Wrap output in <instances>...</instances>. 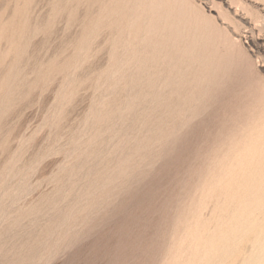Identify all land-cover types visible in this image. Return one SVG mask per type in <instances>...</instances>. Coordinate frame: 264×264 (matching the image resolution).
<instances>
[{"label":"rangeland","instance_id":"rangeland-1","mask_svg":"<svg viewBox=\"0 0 264 264\" xmlns=\"http://www.w3.org/2000/svg\"><path fill=\"white\" fill-rule=\"evenodd\" d=\"M263 113L264 0H0V264H252Z\"/></svg>","mask_w":264,"mask_h":264},{"label":"bare ground","instance_id":"bare-ground-1","mask_svg":"<svg viewBox=\"0 0 264 264\" xmlns=\"http://www.w3.org/2000/svg\"><path fill=\"white\" fill-rule=\"evenodd\" d=\"M122 1H123V0H122ZM183 1H184V0H183ZM117 2H118V1H117ZM134 2H135V1H134ZM118 4H119V3H118ZM122 4H123V3H122ZM129 4H130V3H129ZM137 4H138V3H137ZM162 4H163V3H162ZM184 4H185V3H184ZM110 5H111V4H110ZM119 6H121V5H119ZM125 6H126V5H125ZM179 7H180V6H179ZM131 9H132V8H131ZM158 9H159V8H158ZM177 9H178V8H177ZM181 9H182V8H181ZM141 10H142V9H141ZM119 11H120V10H119ZM147 11H148V10H147ZM122 13H123V10H122ZM129 13H130V12H129ZM168 14H169V13H168ZM187 14H188V12H187ZM191 14H192V13H191ZM170 15H172V14H170ZM133 16H134V14H133ZM144 16H145V15H144ZM162 16H163V15H162ZM181 16H182V15H181ZM130 17H131V16H130ZM150 17H152V14H151ZM127 18H128V17H127ZM144 18H145V17H144ZM178 18H181V17H178ZM167 19H168V18H167ZM176 19H177V18H176ZM120 20H121V19H120ZM179 20H181V19H179ZM129 21H130V20H129ZM132 21H133V19H132ZM171 21H172V20H171ZM174 21H175V20H174ZM130 22H131V21H130ZM132 23H133V22H132ZM149 23H150V22H149ZM129 24H130V23H129ZM146 24H147V23H146ZM163 24H164V23H163ZM170 24H172V23H170ZM130 25H131V24H130ZM134 25H135V24H134ZM143 25H144V24H143ZM179 25H180V23H179ZM179 25H178V27H179ZM94 26H95V25H94ZM105 26H106V25H105ZM185 26H186V25H185ZM111 27H113V26L111 25ZM124 27H125V26H124ZM128 27H129V26H128ZM180 27H182V26H180ZM120 28H121V26H120ZM172 28H173V27H172ZM183 28H184V26H183ZM177 29H178V28H177ZM171 30H172V29H171ZM145 31H147V30H145ZM178 31H179V30H178ZM192 31H193V30H192ZM192 31H191V32H192ZM152 32H153V31H152ZM184 32H185V31H184ZM142 33H143V32H142ZM203 33H204V32H203ZM87 34H88V33H87ZM113 34H114V33H113ZM127 35H128V34H127ZM125 36H126V35H125ZM125 36H124V37H125ZM113 37H115V35H114ZM124 37H123V38H124ZM128 37H129V36H128ZM143 37H144V35H143ZM139 39H140V38H139ZM180 39H182V38H180ZM194 39H197V38L194 37ZM142 40H143V39H142ZM188 40H189V39H188ZM159 41H160V40H159ZM143 42H144V41H143ZM201 42H202V41H201ZM123 43H124V42H123ZM123 43H122V44H123ZM140 44H141V42H140ZM152 45H154V44H152ZM169 45H170V44H169ZM176 45H177V44H176ZM88 46H89V45H88ZM123 46H124V44H123ZM127 46H128V45H127ZM195 46H196V45H195ZM140 47H141V46H140ZM182 47H183V46H182ZM189 47H190V46H189ZM152 48H153V47H152ZM123 52H124V51H123ZM208 52H209V51H208ZM208 52H207V53H208ZM211 52H212V51H211ZM139 53H140V49H139ZM139 53H138V54H139ZM151 54H152V53H151ZM177 54H178V53H177ZM124 55H125V54H124ZM137 56H138V55H137ZM151 56H152V55H151ZM183 56H185V55H183ZM129 57H130V56H129ZM215 57H216V56H215ZM123 58H124V57H123ZM137 58H138V57H137ZM166 58H167V57H166ZM176 58H177V57H176ZM200 58H201V57H200ZM207 58H208V57H207ZM203 59H204V58H203ZM218 59H219V58H218ZM136 60H137V59H136ZM201 60H202V58H201ZM208 60H209V59H208ZM118 61L120 62V59H119ZM123 61H124V60H123ZM123 61H122V62H123ZM134 61H135V60H134ZM181 61H182V60H181ZM183 61H184V60H183ZM122 62H121V63H122ZM182 63H184V62H182ZM206 64H207V62H206ZM211 64H212V62H211ZM117 65H118V63H117ZM121 65H122V64H121ZM180 65H181V64H180ZM184 65H185V64H184ZM191 65H192V64H191ZM181 66H182V65H181ZM196 66H197V65H196ZM208 66H209V65H208ZM182 68H183V67H182ZM209 68H210V67H209ZM213 68H214V67H213ZM214 70H215V69H214ZM214 70H213V71H214ZM114 71H115V70H114ZM116 71H117V70H116ZM182 73H183V72H182ZM111 74H112V73H111ZM154 74H155V73H154ZM154 74H153V75H154ZM114 75H115V74H114ZM151 75H152V74H151ZM110 76H111V75H110ZM173 77H174V76H173ZM180 77H181V76H180ZM211 78H212V77H211ZM167 79H168V77H167ZM172 79H173V78H172ZM201 80H202V79H201ZM210 83H211V82H210ZM218 83H219V82H218ZM103 87H104V86H103ZM205 87H206V86H205ZM203 90H204V89H203ZM156 91H157V90H156ZM207 91H208V90H207ZM206 94H207V93H206ZM160 99H161V98H160ZM189 99H190V98H189ZM198 99H199V98H198ZM203 99H204V97H203ZM199 101H201V100H199ZM139 103H141V102H139ZM183 106H184V105H183ZM191 106H192V105H191ZM194 106H195V105H194ZM202 106H203V104H202ZM258 106H259V105H258ZM192 107H193V106H192ZM179 108H180V107H179ZM201 108H202V107H201ZM258 108H259V107H258ZM261 110H262V109H261ZM186 111H188V110L186 109ZM250 111H251V110H250ZM192 112H193V111H192ZM199 112H200V111H199ZM256 112H257V111H256ZM258 113H259V112H257V114H258ZM176 114H177V112H176ZM185 114H186V113H185ZM187 114H188V113H187ZM196 114H197V113H196ZM263 114H264V113H263ZM172 115H173V114H172ZM186 116H188V115H186ZM189 116H190V115H189ZM194 116H195V115H194ZM258 116H259V114H258ZM174 118H175V117H174ZM141 124H142V123H141ZM254 126H255V125H254ZM254 126H253V127H254ZM153 129H154V128H153ZM254 130H257V129L254 128ZM82 136H83V135H82ZM222 136H223V134H222ZM136 137H137V136H136ZM138 138H139V137H138ZM217 139H218V138H217ZM218 140H219V139H218ZM168 141H169V140H168ZM225 141H226V140H225ZM220 142H221V141H220ZM138 143H139V142H138ZM214 143H215V142H214ZM73 144H74V143H73ZM141 144H142V143H141ZM216 144H217V143H216ZM214 145H215V144H214ZM260 147H261V146H260ZM140 148H142V147H140ZM140 148H139V149H140ZM144 149H145V148H144ZM214 151H215V149H214ZM251 151H252V150H251ZM77 152H78V151H77ZM257 152H258V151H257ZM216 153H217V152H216ZM258 153H259V152H258ZM214 154H215V153H214ZM262 154H263V153H262ZM128 155H129V154H128ZM241 155H242V154H241ZM128 158H129V157H128ZM235 158H236V157H235ZM254 160H255V159H254ZM256 160H257V159H256ZM260 160H261V159H260ZM261 161H262V160H261ZM261 161H260V163H261ZM204 164H205V163H204ZM206 164H207V163H206ZM249 164H250V163H249ZM129 165H130V164H129ZM262 166H263V164H262ZM236 167H237V165H236ZM242 167H243V166H242ZM101 168H102V167H101ZM251 168H252V166H251ZM236 169H237V168H236ZM247 170H248V169H247ZM249 170H250V169H249ZM262 170H263V169H262ZM70 171H71V170H70ZM222 171H223V170H222ZM237 171H238V170H237ZM103 172H104V171H103ZM233 172H234V171H233ZM245 172H246V171H245ZM256 172H257V171H256ZM113 173H114V172H113ZM104 174H106V173H104ZM220 174H221V173H220ZM249 174H250V173H249ZM249 174H248V175H249ZM254 174H255V172H254ZM90 175H91V174H90ZM102 175H103V174H102ZM100 176H101V175H100ZM103 176H104V175H103ZM222 176H223V175H222ZM260 176H261V175H260ZM247 177H248V176H247ZM229 178H230V176H229ZM114 179H115V178H114ZM231 179H232V178H231ZM243 179H245V178H243ZM66 180H67V179H66ZM97 180H98V179H97ZM103 180H104V179H103ZM201 180H202V179H201ZM225 180H226V179H225ZM250 180H251V179H250ZM262 180H263V178H262ZM244 181H245V180H244ZM201 182H202V181H201ZM248 182H249V181H248ZM248 182H246V183L248 184ZM258 182H259V181H258ZM110 183H111V182H110ZM221 183H222V182H221ZM227 183H228V182H227ZM227 183H226V184H227ZM253 183H255V181L252 182V184H253ZM104 184H105V183H104ZM70 185H71V184H70ZM216 185H217V183H216ZM85 186H86V185H85ZM220 186H221V185H220ZM224 186H225V185H224ZM242 186H243V185H242ZM242 186H240V187L242 188ZM259 186H260V184H259ZM198 187H199V185H198ZM218 187H219V186H218ZM228 187H229V184H228ZM246 187H248V186H246ZM246 187H245V188H246ZM253 187H254V185H253ZM255 187H256V186H255ZM255 187H254V188H255ZM100 188H101V187H100ZM204 188H205V187H204ZM229 188H230V187H229ZM245 188H244V189H245ZM93 189H94V187H93ZM211 189H212V188H211ZM211 189H210V190H211ZM238 189H239V191H240V188H238ZM248 189H249V188H248ZM252 189H253V188H251V190H252ZM13 190H14V189H13ZM203 190H204V189H203ZM256 190H257V189H256ZM198 191H199V189H198ZM228 191H229V190H228ZM246 191H247V190H246ZM253 191H254V190H253ZM263 191H264V190H263ZM240 192H241V191H240ZM242 192H245V191H243V189H242ZM213 193H214V192H213ZM222 193H223V191H222ZM234 193H236V191H235ZM250 193H251V192H250ZM92 194H93V193H92ZM197 194H198V193H197ZM236 194H237V193H236ZM63 195H64V194H63ZM96 195H97V194H96ZM202 195H203V194H202ZM209 195H210V193H209ZM230 195H231V194H230ZM234 195H235V194H234ZM249 195H250V194H249ZM240 196H241V195H240ZM253 196H255V195H253ZM197 197H199V196H197ZM197 197H196V198H197ZM217 197H218V196H217ZM245 197H246V196H245ZM219 198H220V196H219ZM236 198H237V195H236ZM88 199H89V198H88ZM244 199H245V198H244ZM89 200H90V199H89ZM232 200H235V198L232 197ZM218 201H219V200H218ZM242 201H243V198H242ZM67 202H68V201H67ZM83 202H85V201H83ZM87 202H88V201H87ZM232 202H233V201H232ZM232 202H231V203H232ZM240 202H241V201H240ZM55 203H56V202H55ZM205 203H206V202H205ZM237 203H238V202H237ZM201 204H202V203H201ZM239 204L241 205V204H243V203H239ZM77 205H78V204H77ZM240 205H238V206H240ZM75 206H76V205H75ZM192 206H193V205H192ZM258 206H260V205H258ZM258 206H257V207H258ZM95 207H96V206H95ZM184 207H185V206H184ZM246 207H247V206H246ZM257 207H255V209H256ZM260 207L262 208V206H260ZM263 208H264V207H263ZM194 209H195V208H194ZM194 209H193V210H194ZM226 210H227V209H226ZM245 210H246V209H245ZM199 211H201V210H199ZM222 211L225 212V210H223V209H222ZM227 211H229V210H227ZM184 212H185V211H184ZM192 212H193V211H192ZM220 212H221V210H220ZM224 212H223V213H224ZM255 212H257V210H256ZM189 213H190V212H189ZM238 213H239V212H238ZM252 213H254V212H252ZM260 213H263V212H260ZM72 214H73V212H72ZM183 214H184V213H183ZM202 214H203V213H202ZM218 214H219V213H218ZM229 214H230V213H229ZM233 214H234V213H233ZM194 215H195V214H194ZM199 215H200V214H199ZM254 215H255V214H254ZM63 216H64V215H63ZM69 216H70V215H69ZM221 216H222V215H221ZM232 216H233V215H232ZM242 216H243V215H242ZM249 216H251V215H249ZM5 217H6V216H5ZM240 217H241V216H239V218H240ZM86 218H87V217H86ZM187 218H188V217H187ZM214 218H215V217H214ZM217 218H218V217H217ZM242 218H243V217H242ZM258 218H259V217H258ZM247 219H248V218H247ZM247 219H246V220H247ZM255 219H256V218H255ZM1 220H2V219H1ZM188 220H189V218H188ZM213 220H214V219H213ZM215 220H216V219H215ZM219 220H220V219H219ZM235 220H236V219H235ZM256 220H257V219H256ZM259 220L262 221V219H259ZM204 221H205V220H204ZM216 221H217V220H216ZM184 222H185V221H184ZM211 222H212V221H210V223H211ZM224 222H225V221H224ZM240 222H241V220H240ZM253 222H256V221L253 220ZM186 223H187V222H186ZM194 223H195V222H194ZM247 223H249V221L246 222L245 224H247ZM214 224H215V223H214ZM242 224H243V222H242ZM254 224H255V223H254ZM185 225H186V224H185ZM192 225H193V223L191 222V226H192ZM195 225H196V224H195ZM208 225H210V227H211V224H208ZM227 225H228V223H227ZM238 225H239V224H238ZM249 225H250V224H249ZM257 225H258V224H257ZM183 226H184V225H183ZM204 226H205V229H206L207 227H206L205 224H204ZM187 227H188V226H187ZM192 227H193V226H192ZM194 227H195V226H194ZM251 227H252V224H251ZM251 227L249 226V228H251ZM259 227H260V226H259ZM201 228H202V227H201ZM220 228H221V225L219 226V230H220ZM231 228H232V227H231ZM238 228H239V227H238ZM241 228H242V227H241ZM257 228H258V227H257ZM257 228H256V229H257ZM261 228H263V233H264V227H261ZM192 229H193V228H192ZM205 229H203V230H205ZM229 229H230V227H229ZM183 230H184V229H183ZM219 230H218V232H219ZM186 231H187V229H186ZM191 231H192V230H191ZM191 231L189 230L188 232L190 233ZM235 231H236V230H235ZM238 231H239V230H238ZM257 231H258V230H257ZM257 231H256V232H257ZM261 231H262V230H261ZM205 232H206V231H205ZM209 232H210V231H209ZM209 232H208V233H209ZM223 232H225V231H223ZM223 232H220V234L223 233ZM242 232H243V231H242ZM60 233H61V232H60ZM189 233H188V234H189ZM198 233H199V232H198ZM212 233H213V232H212ZM212 233H211V234H212ZM226 233H229L228 230H227ZM226 233H225V235H226ZM251 233H252V232H251ZM188 234H187V235H188ZM195 234H196V233H195ZM202 234H203V233H201L200 237H197V238H198V239L203 238V237H201V236H204L205 234H203V235H202ZM213 234H214V233H213ZM213 234H212V235H213ZM220 234H219V235H220ZM261 234H262V233H261ZM176 235H177V234H176ZM187 235H185V236H187ZM196 235H198V234H196ZM196 235H195V236H196ZM235 235H237V234H235ZM252 235H253V233H252ZM258 235H259V233H258ZM51 236H52V235H51ZM173 236H174V235H173ZM189 236H190V235H189ZM189 236H187L188 238L186 239V241L189 239ZM195 236H194V237H195ZM208 236H209V235H208ZM213 236H214V235H213ZM227 236H228V238H229V235H227ZM183 237H184V236H183ZM211 237H212V236H211ZM260 237H261V238H262V237L264 238L263 235H260ZM70 238H71V237H70ZM172 238H173V237H172ZM185 238H186V237H185ZM244 238H245V237H244ZM256 238H258L257 235H256ZM256 238H254L255 242H256L257 240L259 241V240L261 239V238H260V239H257V240H256ZM183 239H184V238H183ZM198 239H197L198 242L196 241V242H197L196 247H195V248H196V251H197V250H200V247H198L199 249L197 248V245H200V243H199L200 241H199ZM209 239H210V238H209ZM209 239H208V240H209ZM224 239L226 240L225 237H224ZM230 239H231V238H230ZM194 240H196V238H195ZM201 240H203V239H201ZM233 240H234V239H233ZM236 240H237V239H236ZM243 240H244V239H243ZM263 240H264V239H263ZM263 240L261 239L260 241H263ZM190 241H191V240H190ZM209 241H210V240H209ZM213 241H214V240H213ZM227 241H229V240H227ZM234 241H235V240H234ZM171 242H172V241H171ZM211 242H212V241H211ZM252 242H253V241H252ZM255 242H254V243H255ZM263 242H264V241H263ZM184 243H185V242H184ZM202 243H203V242H202ZM202 243H201V244H202ZM206 243H207V242H206ZM224 243H225V241H224ZM226 243H227V242H226ZM228 243H229V244H226L227 246L231 244L230 241H229ZM259 243H261V242H259ZM259 243L257 242V244H259ZM185 244H187V243H185ZM190 244H191V243H190ZM190 244H188V245H190ZM207 244H208V243H207ZM207 244H205V245H207ZM212 244H213V243H212ZM245 244H246V243H245ZM257 244H256V245H257ZM261 244H264V243H261ZM261 244H259V245H261ZM181 245H182V244H181ZM183 245H184V244H183ZM209 245H211V244L209 243ZM170 246H171V245H170ZM200 246H201V245H200ZM213 246H214V245H213ZM227 246H226V247H227ZM252 246H254V245H252ZM262 246L264 247V245H261V248H263ZM189 247H190V246H189ZM189 247H188V248H189ZM193 247H194V246H193ZM205 247H206V246H205ZM205 247H204V249H205ZM207 247H208V246H207ZM207 247H206V249H207ZM226 247H224V249H225ZM241 247H242V246H241ZM259 247H260V246H259ZM175 248H176V247H175ZM185 248L187 249V247H185ZM210 248H211V246H210ZM219 248H220V247H219ZM222 248H223V247H222ZM227 248H228V247H227ZM254 248H255V246H254ZM173 249H174V248H173ZM180 249H181V248H180ZM190 249H191V248H190ZM193 249H194V248H193ZM206 249H205V252H206ZM211 249H212V248H211ZM213 249H214V248H213ZM213 249H212V250H213ZM231 249H232V248H231ZM250 249H251V250H250L251 253H250V252H249V253L252 254V252H253V254H254V251H252L253 248H250ZM182 250H183V249H182ZM228 250H230V248H229ZM257 250H258V248H257ZM259 250L261 251L260 248H259ZM259 250H258V251H259ZM186 251H187V250H186ZM188 251H189V250H188ZM193 251H194V250H193ZM207 251H209V250L207 249ZM216 251H217V250H216ZM231 251H233V250H231ZM242 251H243V250H242ZM258 251L255 252V256H254V257H251V259L253 258L252 260L249 259L250 256H251L250 254H249L248 259H249L250 261H252L253 263H255V264H264V253H263V255H261L262 252H264V250H263L261 253L259 252V254H257ZM175 252H176V251H175ZM183 252H184V251H183ZM190 252H191V251H190ZM197 252H198V251H197ZM205 252H204V253H205ZM210 252H211V251H210ZM226 252H227V251H226ZM226 252H225V253H226ZM171 253H172V252H171ZM171 253H170V254H171ZM180 253H181V251H180ZM195 253H196V252H194V254H195ZM207 253H208V252H207ZM217 253H218V252H217ZM244 253H245V252H244ZM184 254H185V253H184ZM214 254H215V253H214ZM220 254H221V253H220ZM233 254H234V252H233ZM256 254H257V257H256ZM172 255H176V254H174V251H173ZM191 255H192V254H191ZM205 255H206V253H205ZM205 255H204V256H205ZM225 255H226V254H225ZM258 255H259V256H258ZM204 256H203V257H204ZM236 256H237V255H236ZM236 256H235L234 258H236ZM167 257L170 258V257H172V256H170V257L167 256ZM185 257H186V256H185ZM203 257H202V258H203ZM231 257H232V256H231ZM255 257H256V258H255ZM191 258H193V257H191ZM195 258H196V257H195ZM207 258H208V257H207ZM225 258H226V257H225ZM229 258H230V257H229ZM234 258H233V259H234ZM244 258H246V256H245ZM198 259H199V258H198ZM204 259H205V258H204ZM204 259H203V260H204ZM233 259H232V260H233ZM236 259H238V258H236ZM171 260H173V258H172V259L170 258V260H169L170 263H172ZM174 260H175V259H174ZM176 260H177V259H176ZM195 260H196V259H195ZM195 260H194V262H195ZM245 260H246V261H245L243 264L250 263V262L247 261V258H246ZM182 261H183V260H182ZM199 261H200V260H199ZM212 261H213V260H212ZM212 261H211V262H212ZM185 262L187 263V261H185ZM215 262H216V261H215ZM168 263H169V262H168ZM170 263H169V264H170ZM200 263H201V262H200ZM217 263H218V262H217ZM253 263H252V264H253ZM179 264H180V263H179ZM190 264H191V263H190ZM210 264H211V263H210Z\"/></svg>","mask_w":264,"mask_h":264}]
</instances>
